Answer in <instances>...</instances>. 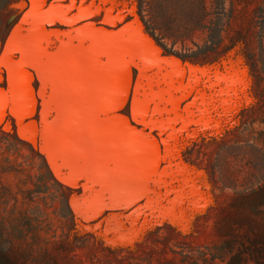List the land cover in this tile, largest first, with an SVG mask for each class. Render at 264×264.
<instances>
[{
	"label": "rangeland",
	"instance_id": "rangeland-1",
	"mask_svg": "<svg viewBox=\"0 0 264 264\" xmlns=\"http://www.w3.org/2000/svg\"><path fill=\"white\" fill-rule=\"evenodd\" d=\"M203 4L0 6V264H264V0Z\"/></svg>",
	"mask_w": 264,
	"mask_h": 264
},
{
	"label": "trees",
	"instance_id": "trees-1",
	"mask_svg": "<svg viewBox=\"0 0 264 264\" xmlns=\"http://www.w3.org/2000/svg\"><path fill=\"white\" fill-rule=\"evenodd\" d=\"M11 2H12V0H1L0 6L7 7ZM203 2H204V0H200V9H202V11L205 10V6H204ZM199 18H200V20H202L203 19V14L199 15ZM147 27H148V29H151V34L154 35L153 34L154 30L157 28L156 24L147 25ZM220 42H221V40H219V42H217V44L220 43ZM217 46H219V44ZM160 145L162 146L161 142H160Z\"/></svg>",
	"mask_w": 264,
	"mask_h": 264
}]
</instances>
